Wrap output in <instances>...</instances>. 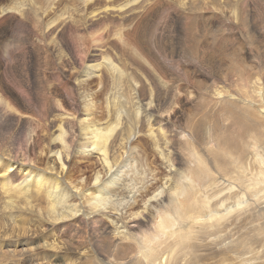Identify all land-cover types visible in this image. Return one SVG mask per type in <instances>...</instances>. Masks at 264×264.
Masks as SVG:
<instances>
[{"label": "bare ground", "instance_id": "obj_1", "mask_svg": "<svg viewBox=\"0 0 264 264\" xmlns=\"http://www.w3.org/2000/svg\"><path fill=\"white\" fill-rule=\"evenodd\" d=\"M170 1L0 0V264H264V81L192 127L206 68L168 86L161 45L249 1Z\"/></svg>", "mask_w": 264, "mask_h": 264}, {"label": "rangeland", "instance_id": "obj_2", "mask_svg": "<svg viewBox=\"0 0 264 264\" xmlns=\"http://www.w3.org/2000/svg\"><path fill=\"white\" fill-rule=\"evenodd\" d=\"M173 1H176V0H173ZM173 1H170V5L176 6V4ZM209 1H211V0H209ZM248 1L249 2H246V4L244 5L245 9L243 8L244 15L248 18V22L246 24L248 27L247 26L242 27V26L238 25L239 29H241V30H238V27H236V24H239V23H237V22L233 23V21H235V16H234V7L232 5H227L226 8L224 7L225 9H224V14H223L222 18H218V16L216 17L215 14L210 12V9L212 8L211 6L202 4V6H200V7L198 6L197 8H194L192 10V12L194 13L196 11L195 9H197L198 12L196 11L195 15L199 16V18L201 19L200 23H202L203 27H202V32L198 33V29H197V31L193 32V36L188 38V43L185 42V39L183 37L184 36V29H183L184 28V23H183L184 21L182 19H180L181 17L179 15H178V17H177V15L176 16L174 15L175 18H172V20L169 21V23H168V26H167L166 32H165V34L166 33L167 34L163 38V42L161 43V45L163 44L162 45L163 48H165V49H166V47L168 48L167 53L169 52V54H168L167 58L170 59V62H169V60H167L165 62L167 64V67H168V65L171 66V63H172L171 60H173L174 63H176V61L180 64L182 62H184L181 65L183 67H187V68L189 67L188 69L189 70L191 69L190 70L191 74H193V73L196 74L199 72V70L203 71L206 68L204 70V72L206 73L205 76L207 75V79H206L207 82L205 84L204 91L207 94V96L205 98L201 97L194 104V106H191V107H189L188 110H186L187 116L185 118L187 120H189L191 123L193 122L192 127L199 128L200 126H202L203 122H205V121L207 122L206 119H213L214 117L217 118L216 110H218V107H216L217 106L216 103H218L217 101L219 99H217V97H215L214 92H213L216 86H222V88L225 89L224 91L226 93H228L226 97H228V95H230V96L232 95L231 97L229 96L232 101L240 100L242 103H239V104L243 105V104H248V101H247V100H249L248 99L249 98L248 93L249 94L254 93L253 89L255 88V91H256V87L258 86V83L260 81L261 82L264 81V39H263V37H260L259 39L251 38V37L249 38L248 34H247L249 32H252L254 34H259V32L264 33V21H261V20H264V8L261 6L262 3L258 2L257 0L256 1L258 2L259 5L256 4L255 0L254 1L248 0ZM248 5L249 6L251 5V6L249 7ZM205 6L206 7L208 6L206 8L207 10L206 9L204 10V8H202ZM175 8L176 7H174L173 9L175 10ZM231 9H232V11H230ZM254 9H256V11ZM203 11H204L205 15L203 17H200L201 16L200 14H202ZM192 12H191V15H192ZM253 12H256V14ZM232 15L234 16V18H232L233 17ZM230 17H231V19H230ZM179 19H180V21H179ZM226 19H227V21H226ZM232 19H234V20L231 21ZM220 21H222V22H220ZM221 23H222V25H221ZM171 24H172V26H171ZM248 24L249 25L252 24V25L249 26ZM231 27H232V29H231ZM174 29H176V30H174ZM242 29H243V31H242ZM241 32H244V33H241ZM230 33H231V35L229 37L228 35ZM197 37H199V38L197 39ZM196 41H199V43H200V45H198V47L200 48V51H199V54L197 56L198 59H196V58L193 59V57H192L193 54H190L191 52L187 49V47L189 45L194 47L196 45ZM248 42H250V43H248ZM165 45H167V46H165ZM201 47L203 50L201 49ZM204 52H206V53H204ZM233 52L234 53L236 52V53L234 54ZM239 52H240V54H239ZM202 55H204V56L206 55L205 57L207 59L204 58V60H205L204 66L205 65H208V66H205V67L202 66L203 64H202V61L200 60L201 59L200 56H202ZM235 56H237L238 58H235ZM240 56H242V57H240ZM241 58H243V59H241ZM236 60L238 63L236 62ZM187 64H188V66H187ZM241 64H242V66H240ZM202 68H204V69H202ZM236 70H238L240 72H238ZM166 71H168L170 73V77L168 78L169 84H167V85L170 86L172 84L171 86H174V87L178 86V87H180V90H181L182 84L185 83L184 82V76L182 75V70H178L177 67H168L166 69ZM175 72H177V73H175ZM172 74H173V76H172ZM174 77L177 80H179V82L176 81V79ZM191 80H195V78L193 77V78H191ZM234 80H236V81H234ZM254 81L256 83L258 81L259 82L256 84ZM221 84H223V85H221ZM256 99H258V98H255L254 101H256ZM244 101H245V103H244ZM194 107H196V108H194ZM262 109H263V107H262ZM239 111H241V110L239 109ZM196 115H198V116H196ZM195 118H196V120H195ZM193 120H195V121H193ZM261 120H263V119L262 118H256V120H254V121L261 123L262 122ZM200 123H201V125H200ZM229 124H230V121L224 122L225 126H229ZM236 132H238V128L235 131V134H233L234 136H236ZM180 140L182 142H184L185 139L180 138ZM180 140H179V142H180ZM249 152L250 153L248 155L253 159L254 158L252 155L253 152L252 151H249ZM261 152L264 154V150L261 149ZM143 168L142 167L140 168L141 171H139V173H141L143 171V173L148 174L149 173V169L147 170L148 165H147V167L145 165ZM253 171H256V168H254ZM212 172L216 176L219 175V173H222V171H220V169H217V168H212ZM232 174H234V170L232 171ZM196 179H197V177H196ZM198 180L202 181L204 179H202L198 175ZM255 224H257V223L255 222ZM244 225L246 226L245 227L246 229L243 228L244 227L243 226L242 229L239 230L240 231L238 233L239 235L244 234L243 231H245L246 234H247V232L251 233V230L253 229V227H252L253 223L251 224V222H250V224L245 223Z\"/></svg>", "mask_w": 264, "mask_h": 264}]
</instances>
